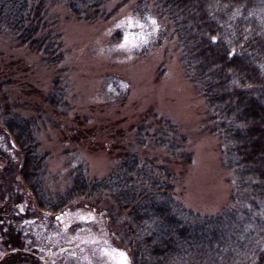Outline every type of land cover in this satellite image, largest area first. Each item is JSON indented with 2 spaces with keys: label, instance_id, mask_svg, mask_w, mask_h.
<instances>
[{
  "label": "trees",
  "instance_id": "16d2710c",
  "mask_svg": "<svg viewBox=\"0 0 264 264\" xmlns=\"http://www.w3.org/2000/svg\"><path fill=\"white\" fill-rule=\"evenodd\" d=\"M60 1L84 22L110 20L121 8L108 11L112 0ZM152 1L170 26L186 79L205 102L209 131L232 175L228 205L212 216L195 214L176 198L168 165L128 152L104 178L91 179L78 167L66 191L49 194L35 122L15 113L0 86V124L20 150L19 178L46 213L62 215L81 200L110 203L107 214L129 264H264V0ZM0 37L55 71L45 102L69 111L66 53L48 0H0ZM133 137L171 162L193 161L187 136L152 111Z\"/></svg>",
  "mask_w": 264,
  "mask_h": 264
},
{
  "label": "rangeland",
  "instance_id": "374dc122",
  "mask_svg": "<svg viewBox=\"0 0 264 264\" xmlns=\"http://www.w3.org/2000/svg\"><path fill=\"white\" fill-rule=\"evenodd\" d=\"M48 2L66 53L69 111L45 102L55 71L39 55L0 37L1 90L15 113L35 122L40 152L46 154L41 181L47 192L66 191L78 167L91 179L104 178L128 152L168 165L185 208L201 216L223 210L232 175L209 131L205 102L186 79L170 26L156 14L154 2L112 0L107 10L120 5L118 13L97 22L76 20L60 0ZM151 111L187 136L191 164L135 144L134 127ZM20 162V150L0 124V256L9 253V264L11 258L19 264H125V257L129 264L107 214L110 203L81 200L60 217L45 214L19 178ZM16 228L23 237L15 235ZM17 249L22 252L10 254Z\"/></svg>",
  "mask_w": 264,
  "mask_h": 264
},
{
  "label": "flooded vegetation",
  "instance_id": "af4514ba",
  "mask_svg": "<svg viewBox=\"0 0 264 264\" xmlns=\"http://www.w3.org/2000/svg\"><path fill=\"white\" fill-rule=\"evenodd\" d=\"M37 209L38 210H41L40 208H38V206H37ZM43 213H45V214H48V215H52V216H57V217H60L61 216V214H52V213H46L45 211H43V210H41ZM20 214H23V212H20ZM15 235H17L19 238L20 237H23V233H21L19 230H18V228H16L15 229ZM20 234V235H19ZM18 239V238H17ZM16 251H19V252H22V249H17V250H11L10 251V254H13V253H15ZM67 250L66 249H63V252H66ZM14 255V254H13ZM13 257V256H12ZM19 258V257H18ZM20 258H22V257H20ZM0 260L2 261V263L0 262V264H9V253L8 254H6V255H2V256H0ZM18 259H10V264H19L20 262L19 261H17ZM25 261H28L29 259H24Z\"/></svg>",
  "mask_w": 264,
  "mask_h": 264
},
{
  "label": "snow or ice",
  "instance_id": "6c2138e0",
  "mask_svg": "<svg viewBox=\"0 0 264 264\" xmlns=\"http://www.w3.org/2000/svg\"><path fill=\"white\" fill-rule=\"evenodd\" d=\"M120 255H121V256H124V254H123V253H121ZM125 264H126V257H125Z\"/></svg>",
  "mask_w": 264,
  "mask_h": 264
},
{
  "label": "water",
  "instance_id": "95a60500",
  "mask_svg": "<svg viewBox=\"0 0 264 264\" xmlns=\"http://www.w3.org/2000/svg\"><path fill=\"white\" fill-rule=\"evenodd\" d=\"M233 55H234V51L231 53L230 57L232 58Z\"/></svg>",
  "mask_w": 264,
  "mask_h": 264
}]
</instances>
